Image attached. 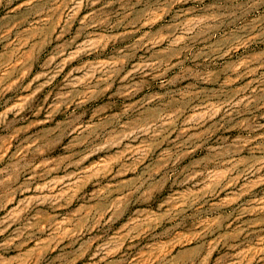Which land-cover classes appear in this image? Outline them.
Here are the masks:
<instances>
[{"label": "rangeland", "instance_id": "rangeland-1", "mask_svg": "<svg viewBox=\"0 0 264 264\" xmlns=\"http://www.w3.org/2000/svg\"><path fill=\"white\" fill-rule=\"evenodd\" d=\"M0 264H264V0H0Z\"/></svg>", "mask_w": 264, "mask_h": 264}]
</instances>
